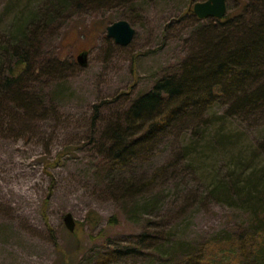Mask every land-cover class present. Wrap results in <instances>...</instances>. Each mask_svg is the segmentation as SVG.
Masks as SVG:
<instances>
[{
	"label": "rangeland",
	"instance_id": "rangeland-1",
	"mask_svg": "<svg viewBox=\"0 0 264 264\" xmlns=\"http://www.w3.org/2000/svg\"><path fill=\"white\" fill-rule=\"evenodd\" d=\"M205 1L113 0L104 5L99 0L67 10L38 40L16 47L17 53L38 47L36 74L41 62L62 60L65 77L47 85L31 78L34 95L45 88L44 105L35 112L13 108L0 114V264H247L238 256L237 243L251 216L207 194L220 168L232 172L243 158L263 165L264 117L230 119L233 140L218 153L206 143L193 147L197 119L187 118L113 173L100 166L96 146L116 115L197 49L201 26L213 18L199 19L192 9ZM245 1L227 0L228 13L244 10ZM51 2L0 0V36L13 38L24 22L45 17ZM243 13L250 16L249 10ZM121 20L136 30L127 46L108 37V26ZM84 51L89 52L86 67L77 62ZM101 104L94 129L95 108ZM225 108L216 104L207 116L219 120ZM122 179L143 187L136 197L140 210L132 211L135 196L113 200L115 186L110 189L109 181ZM67 213L77 223L74 232L64 223ZM147 231L167 244L159 243L154 253L145 249L148 244L140 242ZM200 248L213 261L205 256L187 262ZM111 252L119 254L110 262L105 256Z\"/></svg>",
	"mask_w": 264,
	"mask_h": 264
},
{
	"label": "trees",
	"instance_id": "trees-1",
	"mask_svg": "<svg viewBox=\"0 0 264 264\" xmlns=\"http://www.w3.org/2000/svg\"><path fill=\"white\" fill-rule=\"evenodd\" d=\"M100 1L105 5L113 0ZM93 2L99 4V0H52L48 6L52 5V9L45 17L34 16L24 22L17 27L13 38H6V34L0 36V114L13 108L35 112L44 105L45 88L34 95L29 87L31 78L47 85L65 77L62 60L41 62V70L36 74L34 60L39 56L38 47L27 49L26 46L21 53H17L16 47L22 41L38 40L47 27L64 18L67 10L95 4ZM245 2L244 10L227 13L222 20L213 19L211 24L202 25L197 49L181 66L161 77L149 93L132 101L121 115L115 116V121L108 124L104 135L96 141L98 154L103 158L100 165L103 169L109 173L118 171L187 118L197 119L193 147L206 143L205 148L218 153L233 140L227 124L230 119L246 115L264 117V0ZM247 10L249 17L243 13ZM14 60L15 64L10 65ZM104 104L95 108L94 129ZM216 104L226 106L223 113L217 114L220 121L207 116ZM259 150L264 151V142ZM243 160L242 164L240 161L234 165L232 172L223 173L220 168L207 197L219 202H233L251 216V222L243 230L245 235L238 236V256L241 260L246 259L247 264H264V163L253 166V159ZM109 185L110 189L115 186L113 200L124 202L135 196L132 211L141 209L136 197L143 187L125 179L111 180ZM157 216L160 215H154V218ZM153 232L147 231V237L140 242L147 243L145 249H151L152 253L159 243L167 244ZM197 249L187 262H200L209 256L205 255V249L200 248L199 252ZM118 254L111 252L105 256L106 260L111 262ZM209 259L213 261L211 255Z\"/></svg>",
	"mask_w": 264,
	"mask_h": 264
},
{
	"label": "water",
	"instance_id": "water-1",
	"mask_svg": "<svg viewBox=\"0 0 264 264\" xmlns=\"http://www.w3.org/2000/svg\"><path fill=\"white\" fill-rule=\"evenodd\" d=\"M192 12L199 19L214 18L222 20L228 12L227 0H206L198 2L193 6ZM108 37L113 38L115 42L122 46L131 44L136 34V30L125 20L113 23L107 28ZM89 52L84 51L77 56V62L86 67L88 65ZM64 223L70 232L76 230V221L72 213H67L64 217Z\"/></svg>",
	"mask_w": 264,
	"mask_h": 264
}]
</instances>
